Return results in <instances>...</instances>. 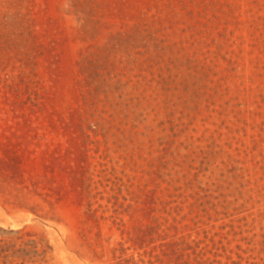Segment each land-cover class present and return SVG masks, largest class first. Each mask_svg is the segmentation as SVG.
<instances>
[{
  "label": "rangeland",
  "instance_id": "obj_1",
  "mask_svg": "<svg viewBox=\"0 0 264 264\" xmlns=\"http://www.w3.org/2000/svg\"><path fill=\"white\" fill-rule=\"evenodd\" d=\"M0 264H264V0H0Z\"/></svg>",
  "mask_w": 264,
  "mask_h": 264
}]
</instances>
